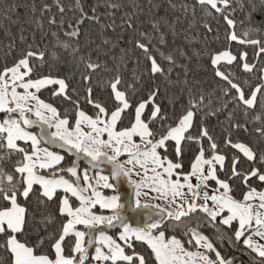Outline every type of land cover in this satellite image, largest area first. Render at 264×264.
<instances>
[{
    "label": "snow or ice",
    "instance_id": "6c2138e0",
    "mask_svg": "<svg viewBox=\"0 0 264 264\" xmlns=\"http://www.w3.org/2000/svg\"><path fill=\"white\" fill-rule=\"evenodd\" d=\"M53 2L64 13L61 0ZM104 4L109 9L124 7L120 0H104ZM132 4L134 10L124 13L121 27L137 33L135 48L146 62L143 71L133 70L134 83L126 84L121 72L128 50L110 57L113 68L106 61L93 60L91 51L81 53L80 25L84 19L98 21L99 16L94 7L89 17L80 0H76L80 18L75 24L68 21L67 39L52 35L56 39L53 49L67 53L68 66L79 72L78 83L85 86L83 97L71 85L75 72L62 76L49 66L45 74L46 56L60 59L47 45L28 44L10 66L0 67V253H6L0 255V264H235V257L222 255L225 242L247 249L252 264H264V147L259 146L264 142V65L257 67L264 54V21L258 24L253 19L255 13L264 11V0H195V5L181 6L185 14L191 10L193 15L199 6L206 18L222 17L228 26L227 46L206 53L215 77L223 82L210 93H204L199 82L189 85L187 69L185 79L170 80L177 56L190 59L178 47L161 50L168 45L161 29L175 38V26L159 17L149 21L150 31L133 28L135 0ZM44 11H50L49 5H44ZM237 11L245 14L249 25L239 31L233 19ZM49 23L56 24L55 17ZM59 23L63 28L64 19ZM204 27L212 32L208 24ZM20 39L25 38L21 35ZM233 42L256 49L257 62L251 64L247 52L239 54L242 72L254 79L256 72L260 74L255 87L232 71L238 59ZM7 47L10 54L15 44ZM95 51H101L100 45ZM101 71L112 73L104 81L111 90L110 105L93 98L94 75ZM145 76L152 87L146 98H140L135 85L142 86ZM158 77L182 85L181 91L187 92V105L178 115L169 116L157 103ZM44 90H50L51 99L59 97L71 104V109L61 111L41 98ZM217 91L219 106L214 107ZM82 103L91 106V114ZM257 104L260 112L249 120ZM221 111H227L226 119L234 130L248 132L249 124H259L253 131L260 141L234 142L228 133L221 145L203 123ZM237 111L244 123L235 122ZM53 146L76 157L71 166H63L65 155L53 151ZM188 150L193 155L186 166L183 156ZM81 156L89 167H80ZM242 158L251 167H238ZM105 164L110 165L108 175L102 174ZM237 180L245 189L239 195L234 187ZM253 180L259 185L250 183ZM124 183L132 187L131 201L122 200ZM129 210L145 211L147 220L133 224ZM112 228L119 231L110 235L105 230ZM31 233L36 234L35 241L29 239ZM137 244L147 251H137Z\"/></svg>",
    "mask_w": 264,
    "mask_h": 264
},
{
    "label": "trees",
    "instance_id": "16d2710c",
    "mask_svg": "<svg viewBox=\"0 0 264 264\" xmlns=\"http://www.w3.org/2000/svg\"><path fill=\"white\" fill-rule=\"evenodd\" d=\"M120 2L123 3L124 7L116 10L106 7L104 0H80V5L89 17L94 15L92 9L94 7L96 8L95 15L99 16V20L84 19L83 24L80 25L79 43L82 54L91 51L93 60H97L98 58L100 61H106L109 68L114 67V62L110 59L111 56L119 57L121 55V49L128 50L126 66L121 69L123 79L127 84L134 83L133 70L135 69L137 73L143 71L146 62L142 59V53L135 48L134 41L137 33L133 29L127 28L126 25L121 27L122 20L126 19L124 13H132L134 10L132 0H120ZM61 3L65 8L64 13H60L53 0H0V67H3L4 63L10 66L18 58L19 51L28 44H32L34 47L39 45L41 48L47 45L50 51L55 50L60 54V59L51 60L46 56L48 64L44 68L45 74L49 66H51L54 74L58 73L62 76L75 72V75L72 76L71 85L76 87L80 96L83 97L85 95V86L82 83H78L79 72L75 70L74 66L71 68L68 66L70 58L67 53L63 52L62 49H53L56 39L52 33H57L60 40H66L64 31L68 29V21L75 24L76 20L80 18V11L76 6V0H61ZM135 3L137 7L135 8L136 15L133 18V28L139 31H150V20L166 17L170 24H174L176 35L174 38L171 32L162 28L161 30L166 32L168 45L166 48L161 46V50L167 52L172 48L178 47L190 57V59H185L177 56V66L173 68L170 77L171 81L175 82L177 78L180 80L185 79V69H187L189 85L191 86L193 82H199L198 87L204 93L212 92L217 84L223 83L215 77L210 60L206 55L209 51L222 50L227 46L225 33L228 26L222 17L217 16L215 19L206 18L199 6H196L195 15H193L191 10L185 14L181 6L184 4L189 6L195 5V0H135ZM44 5H49L50 11H44ZM172 5H176V7L173 8ZM70 8L71 10H69ZM52 17H55L56 24L49 23ZM61 18L64 19L63 28L60 27L59 23ZM233 19L237 21L238 31L249 26L245 14L240 11L234 14ZM253 19L258 24L264 21V11L255 13ZM38 21L42 26H38ZM240 21H244L243 25L239 23ZM205 24H208L212 28V32H208L207 28L204 27ZM21 35L25 38L24 41H21ZM104 39L109 40L110 43L107 45L103 44L102 41ZM129 41H132V43H129ZM11 43L15 44V49L9 54L7 46ZM113 44L116 47L113 48ZM97 45H100V52L95 51ZM231 48L233 54L238 57L237 62L232 66V71L240 77L241 81L248 79L250 84L255 87L260 82L258 79L260 74L256 72L255 75L257 78L254 79L252 74L242 72L239 67V54L240 52H247V62L251 64L257 62L256 49L254 47L239 45L235 42L231 44ZM195 53H200V55L197 56ZM138 59L140 60L139 66L136 64ZM181 65L184 67H181ZM261 65H264V54L259 56L257 67L259 68ZM164 66H168L167 62H164ZM111 75L112 73L99 72L97 75H94L95 82L92 85L93 98L99 99L101 102L109 105L112 103L110 99L111 90L104 84V81L109 79ZM142 79L144 81L143 85L136 84L135 86L139 90V97L146 98L145 94L150 90L152 84L147 76ZM156 83L161 87V94L157 99V103L161 104L162 109L169 116L174 114L178 115L182 111V106L187 105V92L181 91L183 86L169 83L160 77L156 78ZM219 95L220 93L217 91L213 97L214 107L219 106V102L215 99ZM50 96V90H44L41 98L48 99V102L54 103L61 111L64 108L71 109L72 105L68 102L61 100L59 97L53 100ZM73 99H76V97L73 96ZM81 107L90 114L93 111L91 106L87 104L82 103ZM231 108L232 105H229V110ZM150 111L151 106L146 109L145 117L150 114ZM258 112H260L259 104H257L254 111L250 112L248 119L251 120L252 116ZM227 114V111H221L215 116H208L203 121L204 125L209 128L210 133L218 139L221 145H223V141L228 133H231L234 142L237 139L248 144H255L257 141H260V137L253 131L255 127L260 126L259 124H249L248 132L242 129L234 130L230 127L231 122L226 119ZM234 116L235 122L244 123L245 118L241 112H235ZM200 118V115H198L196 120L199 121ZM125 126H127V122H125ZM205 143L207 142L205 141ZM259 146L264 147V142H260ZM195 147V145H191L192 149ZM228 151L233 150L229 149ZM62 153L65 155L63 166H69L72 163V157L64 152ZM192 155L191 150L185 152L183 159L186 166L187 162L192 158ZM238 167L247 169L251 165L242 158V162ZM250 183H253L254 186L259 185V182L254 180L250 181ZM234 187L237 188V195L245 191L243 185L239 183V180L234 182ZM51 207L53 209L55 208V202H53ZM116 231L117 229L112 232L114 233ZM206 234L211 233L210 231H206ZM29 239L35 241L37 239L36 234L31 233ZM136 250L142 252L147 251L139 244H137ZM0 255L6 256V253H0ZM222 255L235 257V264H252V256L247 254V249H244L242 245L233 248L225 242Z\"/></svg>",
    "mask_w": 264,
    "mask_h": 264
},
{
    "label": "water",
    "instance_id": "95a60500",
    "mask_svg": "<svg viewBox=\"0 0 264 264\" xmlns=\"http://www.w3.org/2000/svg\"><path fill=\"white\" fill-rule=\"evenodd\" d=\"M52 149H56V150H59L61 152H64V153L70 155L72 157V163L76 159V157L74 155L67 153L66 150L60 149L58 146H53ZM82 163L86 164L89 167L87 160L83 156L80 157V167H81ZM71 164L69 166H71ZM66 167H68V166H66ZM102 168H103V172L109 174L108 169L110 168V165L105 164L102 166ZM120 191H121L123 201H131L133 190L129 184H127V183L122 184L120 186ZM127 215L129 217V220L133 224H141L147 220V213L143 210H129ZM116 229H118V228L105 229V230L109 232V231H113Z\"/></svg>",
    "mask_w": 264,
    "mask_h": 264
},
{
    "label": "rangeland",
    "instance_id": "374dc122",
    "mask_svg": "<svg viewBox=\"0 0 264 264\" xmlns=\"http://www.w3.org/2000/svg\"><path fill=\"white\" fill-rule=\"evenodd\" d=\"M33 131H37L36 129H33ZM53 151H58V152H60L61 154H63L61 151H59V150H56V149H52ZM72 161V160H71ZM85 167H88L86 164H82L81 165V168H85ZM102 174H104V175H108V173H105V172H102ZM105 191V194H110V190H104ZM119 231V229H117V231L116 232H112V231H107L108 232V234H110V235H115L117 232Z\"/></svg>",
    "mask_w": 264,
    "mask_h": 264
},
{
    "label": "flooded vegetation",
    "instance_id": "af4514ba",
    "mask_svg": "<svg viewBox=\"0 0 264 264\" xmlns=\"http://www.w3.org/2000/svg\"><path fill=\"white\" fill-rule=\"evenodd\" d=\"M83 164V163H82Z\"/></svg>",
    "mask_w": 264,
    "mask_h": 264
}]
</instances>
